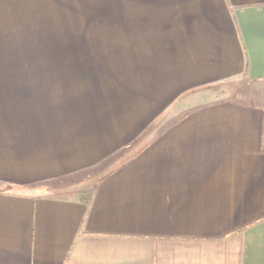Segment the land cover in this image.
I'll use <instances>...</instances> for the list:
<instances>
[{
	"label": "crops",
	"instance_id": "crops-1",
	"mask_svg": "<svg viewBox=\"0 0 264 264\" xmlns=\"http://www.w3.org/2000/svg\"><path fill=\"white\" fill-rule=\"evenodd\" d=\"M62 4L57 31L137 66L91 126L0 121V182L17 187L0 191V264H264V0ZM24 79L0 72V98ZM243 79L253 103L215 88ZM123 148L104 175L38 194Z\"/></svg>",
	"mask_w": 264,
	"mask_h": 264
},
{
	"label": "rangeland",
	"instance_id": "rangeland-1",
	"mask_svg": "<svg viewBox=\"0 0 264 264\" xmlns=\"http://www.w3.org/2000/svg\"><path fill=\"white\" fill-rule=\"evenodd\" d=\"M62 1H0V46L3 49L0 54L6 61L5 65L0 66V72L31 79L12 82L22 87L18 92H11L16 95L0 98L5 102L0 103V121H11L22 113L23 118L30 120H86V125L91 126L95 119L92 112L110 106L108 98H105V94L110 92L109 85L119 82L117 77L128 78L137 66L97 63L95 55L111 60V56L125 57L126 50L117 53L116 50L95 49L92 47L93 39L87 40L84 34L57 31L62 27V15L70 12L67 8L63 9ZM115 60L124 59L117 57ZM215 88H222V94L230 99L244 103L256 101L253 85L244 79L225 82ZM157 131L156 126L152 125L139 134V138L156 135ZM140 147L137 145L133 150ZM131 152L123 148L83 172L63 180L45 182L44 189L38 194L55 195L57 191L54 189L58 187L104 175ZM8 188L17 190L16 186L10 187L0 182V191ZM27 189L31 187L25 188V191Z\"/></svg>",
	"mask_w": 264,
	"mask_h": 264
}]
</instances>
